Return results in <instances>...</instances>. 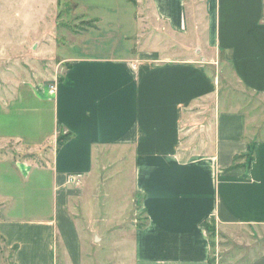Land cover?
I'll return each instance as SVG.
<instances>
[{
  "label": "crops",
  "instance_id": "1",
  "mask_svg": "<svg viewBox=\"0 0 264 264\" xmlns=\"http://www.w3.org/2000/svg\"><path fill=\"white\" fill-rule=\"evenodd\" d=\"M135 1L71 0L98 27L54 48L68 64L61 75L31 73L1 51L0 171L15 181L0 174V264L7 255L58 264V247L63 264H84L83 199L121 178L146 219L125 232L126 264H211L205 223L264 228V141L246 112L222 108L208 67L222 54L237 81L264 96V0H195L193 10L188 0ZM199 11L205 19L192 26ZM36 45L29 52L46 59ZM63 135L71 139L59 147ZM102 172L116 177L100 183ZM30 196L52 211L9 213Z\"/></svg>",
  "mask_w": 264,
  "mask_h": 264
},
{
  "label": "rangeland",
  "instance_id": "2",
  "mask_svg": "<svg viewBox=\"0 0 264 264\" xmlns=\"http://www.w3.org/2000/svg\"><path fill=\"white\" fill-rule=\"evenodd\" d=\"M188 2L191 10L195 9V0ZM199 12L194 15L190 13L192 26L198 22V19L200 21L205 19V12ZM140 17L145 19L144 16ZM96 27L98 22L81 15L71 0H0V58L2 59L1 51L6 50L11 57L17 56L15 58L20 60L22 68L31 70V73L61 75L68 64L62 63V59L53 53L54 48L69 46ZM37 43L36 46L40 45L41 49H46L47 52L44 54L46 59L38 55L34 49L29 52L30 45ZM90 45V47L97 46L95 42H91ZM100 47H103V51L109 49L105 46ZM80 50L82 49L75 47L64 51L75 55ZM208 67L211 73H218L219 86L222 90V108L225 110L236 108L246 112L250 123H254L251 131L255 138L264 141V96L245 89L237 81L231 65L226 62L222 54L218 55L216 63L211 62ZM17 74L20 77L25 73L20 70ZM49 120H51L50 115L47 119L48 126ZM4 172L6 176L3 181H7V178L10 181L14 180L11 174ZM4 172L0 171V174ZM115 177L113 174L102 172L97 177V181L109 182L108 180L112 181ZM0 180L2 181L1 177ZM3 181L0 183V188L8 185ZM108 184L93 191L90 201L86 199L87 197L83 199L80 234L83 236L86 252L84 264H126L125 258L127 259L129 246L127 242L125 243V232L131 226L146 223L145 214L136 212L140 199H136L135 207H130L129 180L121 178L113 184ZM27 187L29 194L34 192V181H31ZM30 197L26 200L22 198L13 200L9 204V213L19 218H30L47 215L52 209L48 206L32 207L34 201L32 196ZM109 219L111 222L108 223ZM210 242L213 264H250L264 257V228L231 226L222 231L218 229V235L212 236ZM56 257L57 263L63 264L60 247L57 248ZM6 264H12L9 255Z\"/></svg>",
  "mask_w": 264,
  "mask_h": 264
},
{
  "label": "trees",
  "instance_id": "3",
  "mask_svg": "<svg viewBox=\"0 0 264 264\" xmlns=\"http://www.w3.org/2000/svg\"><path fill=\"white\" fill-rule=\"evenodd\" d=\"M134 5H136V1L135 0H130ZM71 139L70 135H63L58 139V146H62L65 142H67L68 140ZM255 146L256 144H252L249 146V151L248 154L251 155L253 154L254 150H255ZM248 155V156H249ZM204 227L208 233L209 238H211L212 236H217L218 235V231L216 228V225L214 222H208L204 224ZM212 245V244H211ZM214 260L212 259L211 264H213Z\"/></svg>",
  "mask_w": 264,
  "mask_h": 264
},
{
  "label": "built area",
  "instance_id": "4",
  "mask_svg": "<svg viewBox=\"0 0 264 264\" xmlns=\"http://www.w3.org/2000/svg\"><path fill=\"white\" fill-rule=\"evenodd\" d=\"M56 87L55 86H51V88H50V92H51V94H55V92H56Z\"/></svg>",
  "mask_w": 264,
  "mask_h": 264
}]
</instances>
